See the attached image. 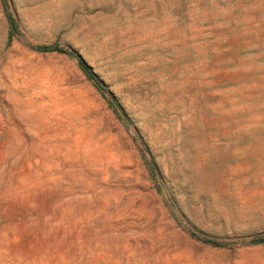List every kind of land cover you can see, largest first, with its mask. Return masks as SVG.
I'll return each instance as SVG.
<instances>
[{
    "label": "rangeland",
    "instance_id": "rangeland-1",
    "mask_svg": "<svg viewBox=\"0 0 264 264\" xmlns=\"http://www.w3.org/2000/svg\"><path fill=\"white\" fill-rule=\"evenodd\" d=\"M0 264H264V0H0Z\"/></svg>",
    "mask_w": 264,
    "mask_h": 264
},
{
    "label": "trees",
    "instance_id": "trees-1",
    "mask_svg": "<svg viewBox=\"0 0 264 264\" xmlns=\"http://www.w3.org/2000/svg\"><path fill=\"white\" fill-rule=\"evenodd\" d=\"M58 50L65 51L66 53L73 55L77 57L80 61V63L84 66L87 73L90 75V77L94 80H96L98 83H102L98 75L93 71L92 67L86 63V61L82 58L81 55L78 54V52L72 48H61V47H55Z\"/></svg>",
    "mask_w": 264,
    "mask_h": 264
}]
</instances>
